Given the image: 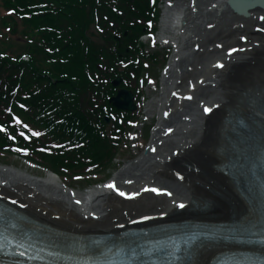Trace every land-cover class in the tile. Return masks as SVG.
<instances>
[{"label":"bare ground","instance_id":"1","mask_svg":"<svg viewBox=\"0 0 264 264\" xmlns=\"http://www.w3.org/2000/svg\"><path fill=\"white\" fill-rule=\"evenodd\" d=\"M226 10L224 0H191L187 4L177 0L166 5L161 28H175L170 36L162 33L159 39L168 43L173 35L174 53L169 70L175 74L171 84L167 77L162 83L173 96L172 88L181 79V89H184L181 91L191 100L175 103L170 108L168 121L161 118L155 127L151 144H157L158 163L144 154L118 173L115 189L106 187L107 183L84 195L68 191L50 173L46 179H34L13 168L1 167L0 201L12 203L46 225L89 235L123 231L171 218L186 219L175 214L190 209L191 202L202 206L199 203L202 201L205 215L224 218L231 213L234 218L244 217L255 222L257 212L233 191L231 180L224 174L225 157L232 155L217 135L226 112L240 108L242 111L243 106H233L231 99L248 100L250 111L264 115V33L252 34L251 29L257 26L252 18H236L226 14ZM207 24L210 31L206 30L201 36L194 34L196 27L203 31L202 26ZM243 36L246 42L237 44V39ZM199 42L204 49L191 56L192 62L188 63L193 46ZM255 42L258 48L251 51ZM245 44L248 48L244 52L228 54ZM187 66L191 69L186 70ZM177 67L182 69L174 72ZM196 81L202 82L204 87L195 92L189 85ZM211 106L217 115L222 111L220 120L211 114L207 122L209 118L201 115ZM162 133L165 135L160 136ZM152 188L161 191L152 192ZM116 189L126 195H119ZM225 248L205 244L196 250L188 264H209L218 253L231 249Z\"/></svg>","mask_w":264,"mask_h":264},{"label":"trees","instance_id":"2","mask_svg":"<svg viewBox=\"0 0 264 264\" xmlns=\"http://www.w3.org/2000/svg\"><path fill=\"white\" fill-rule=\"evenodd\" d=\"M0 9L13 13L0 20L1 27L28 40L21 51L8 54L0 41V103L8 105L16 87L14 99L26 104L31 113L25 114L26 118L47 130L38 144L58 141L78 145L76 149L56 150L53 155L36 152L44 163L73 173L90 165L103 168L110 162L114 147L103 134L100 113L102 106L111 108L106 99L114 90L95 83V79L101 78L98 74L104 78L109 75L110 79L117 75L112 72L118 54H122V60L133 55L132 51L124 54L123 49H134L145 22L157 18V6L151 0H0ZM96 15L108 29L99 36L101 43L90 31ZM114 35H120L121 47ZM22 54L29 61H23ZM98 64L104 71H98ZM139 69L131 67L129 71L137 74ZM123 74L130 78L128 73ZM85 104L94 113L84 109ZM2 144L11 143L0 133Z\"/></svg>","mask_w":264,"mask_h":264},{"label":"rangeland","instance_id":"3","mask_svg":"<svg viewBox=\"0 0 264 264\" xmlns=\"http://www.w3.org/2000/svg\"><path fill=\"white\" fill-rule=\"evenodd\" d=\"M177 2V0H160L159 6H161V8L164 10V8L166 7L165 4L167 2ZM183 4H187L189 3L191 0H180ZM164 15V14H163ZM161 17V16H160ZM210 23H213L212 20H210ZM162 21L158 24V28L159 30L155 33L154 36H152V40L150 39V41H145V45L147 46V50L151 51L152 50H156V51H162V55H164L166 57V63L167 64L169 61V59L172 56L173 53V45H172V36L170 38V41L166 44L164 42H162L159 37L161 36L162 33L166 34L167 36H170L173 32L174 29H170L168 27H166L164 30L161 28L162 27ZM202 29H198L196 27V29H194V34H199V36L203 35L206 31V26H202ZM196 31V32H195ZM178 34V32H177ZM14 39V38H12ZM181 40V39H180ZM181 42V41H180ZM161 55V56H162ZM164 64V65H165ZM159 69L158 73L159 75L157 76L159 79L160 77V70L163 67L158 66L157 67ZM157 68H155L152 72V74H154L155 71H157ZM155 75V74H154ZM156 78V77H155ZM157 78V79H158ZM159 86L162 88V86L160 85V83H158ZM146 87V86H145ZM162 92V91H161ZM155 96H157L158 98L161 96L160 95V91H156V93L153 91L151 93L149 92H144V97L142 98L141 103L139 104L140 107V113L141 116L138 117L139 121H143V124L140 125V128L138 131H132L131 134L125 136L122 138V140L126 141L122 148L124 149L123 152H120L117 159L113 162L114 164L112 165V167H110L107 171H103L101 172L99 175L94 176L90 179V188H87L88 183H84V182H74V181H70V180H66V179H61L59 180V182L61 183V185H65V186H69L72 187L74 189V191L76 192H81L83 194L90 192L91 190L97 189L100 186H102L103 184L109 183L110 181L113 180V178L118 177V173L123 170V168L126 166V163H132L134 162L137 158H139L142 154H144V147L146 143H150L151 142V136H149V132L154 130V127L156 126L158 120H159V113H158V107L155 108V104H153L154 102L157 101V99H155ZM148 109H153V113H151V115H145V111H147ZM147 144V147H148ZM150 153H155L154 150L151 149ZM151 159H153V157H150ZM0 164H2L4 167L7 168H13L16 171L22 173V174H28L31 177L35 178H41V179H46V175L47 172L37 168V167H33L31 165H28L22 161L16 160L15 157H7L6 159H1L0 160ZM11 167H10V166ZM1 166V165H0ZM228 215V214H227ZM226 216V215H225Z\"/></svg>","mask_w":264,"mask_h":264},{"label":"water","instance_id":"4","mask_svg":"<svg viewBox=\"0 0 264 264\" xmlns=\"http://www.w3.org/2000/svg\"><path fill=\"white\" fill-rule=\"evenodd\" d=\"M227 3L230 7V9L232 11L235 12V5H237V3H242V4H246L247 5V9L245 12V16H249L250 15V11L254 10V9H262L264 11V1L262 0H227ZM120 96L124 97V103L120 102L119 98ZM131 99L132 96H130L128 93L124 92V91H120V93L118 94L117 98L114 99V105L116 106V108H125L127 110H132L134 109L132 103H131Z\"/></svg>","mask_w":264,"mask_h":264},{"label":"snow or ice","instance_id":"5","mask_svg":"<svg viewBox=\"0 0 264 264\" xmlns=\"http://www.w3.org/2000/svg\"><path fill=\"white\" fill-rule=\"evenodd\" d=\"M261 19H264V17H262ZM233 51H235L234 49H233ZM210 109H205V111H209ZM33 135H39V133H33ZM106 187H109V188H113V189H115V184H114V182H111V183H109L108 185H106ZM117 191H118V194L119 195H121V196H125L126 195V193H124V192H122V191H119L118 189H116ZM150 191H152V192H157V193H159L161 190H159V189H156V188H152V189H150ZM170 194V193H169ZM77 203H79V201H77ZM180 207H184V205L183 204H180Z\"/></svg>","mask_w":264,"mask_h":264}]
</instances>
